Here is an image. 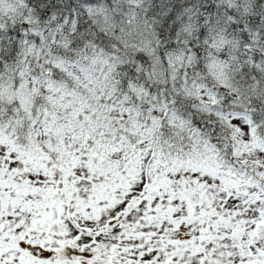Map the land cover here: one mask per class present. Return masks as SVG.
<instances>
[{"label": "snow or ice", "instance_id": "obj_1", "mask_svg": "<svg viewBox=\"0 0 264 264\" xmlns=\"http://www.w3.org/2000/svg\"><path fill=\"white\" fill-rule=\"evenodd\" d=\"M0 264H264V0H0Z\"/></svg>", "mask_w": 264, "mask_h": 264}]
</instances>
